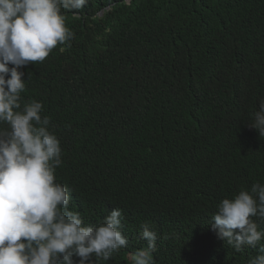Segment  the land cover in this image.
Here are the masks:
<instances>
[{
    "label": "trees",
    "instance_id": "16d2710c",
    "mask_svg": "<svg viewBox=\"0 0 264 264\" xmlns=\"http://www.w3.org/2000/svg\"><path fill=\"white\" fill-rule=\"evenodd\" d=\"M62 11L75 37L21 69L22 96L43 103L60 139L55 175L72 189L70 209L86 223L123 210L128 247L98 264H131L147 247L145 221L159 237L155 264H247L257 249L235 251L211 217L264 183V137L248 126L264 99V0H88Z\"/></svg>",
    "mask_w": 264,
    "mask_h": 264
},
{
    "label": "clouds",
    "instance_id": "9594fccd",
    "mask_svg": "<svg viewBox=\"0 0 264 264\" xmlns=\"http://www.w3.org/2000/svg\"><path fill=\"white\" fill-rule=\"evenodd\" d=\"M88 0H0V264H98L128 247L123 210L113 208L97 223L70 209L72 189L56 179L62 164L59 137L43 103L24 101L29 63L43 62L58 45L74 39L63 10ZM70 47V43H68ZM7 126V127H6ZM248 126L264 137V99ZM211 217L218 239L235 251L257 249L247 264H264V183L223 198ZM147 242L130 255L131 264H155L158 233L140 225ZM165 234L163 239H169Z\"/></svg>",
    "mask_w": 264,
    "mask_h": 264
}]
</instances>
